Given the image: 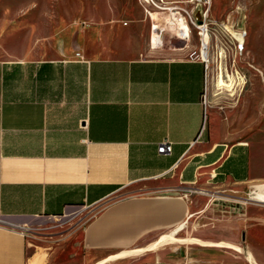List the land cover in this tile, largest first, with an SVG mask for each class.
<instances>
[{
  "label": "crops",
  "instance_id": "crops-1",
  "mask_svg": "<svg viewBox=\"0 0 264 264\" xmlns=\"http://www.w3.org/2000/svg\"><path fill=\"white\" fill-rule=\"evenodd\" d=\"M56 42L0 58V264H106L162 231L183 240L187 192L264 179L253 145L199 132L197 56L90 49L68 27ZM187 238L173 264H246L240 243Z\"/></svg>",
  "mask_w": 264,
  "mask_h": 264
},
{
  "label": "rangeland",
  "instance_id": "rangeland-1",
  "mask_svg": "<svg viewBox=\"0 0 264 264\" xmlns=\"http://www.w3.org/2000/svg\"><path fill=\"white\" fill-rule=\"evenodd\" d=\"M186 7L194 10L191 4ZM144 8L154 12L156 22L163 23L157 9L141 0H0V58L20 54L38 41L51 48L65 27L70 38L82 29L84 44L90 49L106 45L109 51L127 57L159 56L181 47L184 55L192 50L200 53L193 29L186 40L164 30L160 44L151 47L149 36L151 44L156 36L150 34ZM207 13L215 37H210L205 62L203 132L228 142L250 143L264 164V0H210ZM222 27L244 29V39H238V47L243 48L240 54L221 56L226 46L220 37ZM235 72L242 82L231 89L230 73ZM262 182L264 179L220 190L187 192V218L171 230L172 236L183 235V240H172L169 230L162 231L131 250L113 253L105 263L173 264L179 256L178 243L188 241L189 236H201L206 239L201 243L209 241L219 247L224 246L222 242L240 243V251H231L246 264H264V194L254 186ZM224 225L227 228L223 229ZM189 240L198 245L197 239ZM38 257L42 264L43 254ZM38 263L34 259L29 264Z\"/></svg>",
  "mask_w": 264,
  "mask_h": 264
},
{
  "label": "built area",
  "instance_id": "built-area-1",
  "mask_svg": "<svg viewBox=\"0 0 264 264\" xmlns=\"http://www.w3.org/2000/svg\"><path fill=\"white\" fill-rule=\"evenodd\" d=\"M142 3L149 7H154L160 14V19L162 24L156 22L154 12L144 8V11L147 17L150 19L149 27L150 34L153 32L156 36V39L153 44L150 42L149 36V45L151 47L158 46L160 44V35L162 31L166 30L169 33L179 39L186 40L190 33V30L193 29L198 41V47L204 52V58L194 52L195 50L190 51L187 54V57L197 56L204 63L207 60L208 54L210 52L209 40L211 35L215 37V33L212 31L213 23L208 18V6L210 0H141ZM191 4L194 6V10L190 11L187 9L186 5ZM222 35L220 36L223 41L226 43L221 49V56L224 54H240L243 48H238V39H244L245 31L243 28H232L227 29L222 27ZM219 51H216V55L220 54ZM204 113L201 117V122L199 125V132L203 129L204 123ZM170 149L169 142L161 141L156 147L157 153H168Z\"/></svg>",
  "mask_w": 264,
  "mask_h": 264
},
{
  "label": "bare ground",
  "instance_id": "bare-ground-1",
  "mask_svg": "<svg viewBox=\"0 0 264 264\" xmlns=\"http://www.w3.org/2000/svg\"><path fill=\"white\" fill-rule=\"evenodd\" d=\"M153 33V32H152ZM239 48V47H238ZM198 50H199V48H198ZM203 58H204V52L200 49V53H199ZM229 80H230V82H229V86L231 87V89H232V87H233V85L235 84V83H237V82H239V83H241L242 82V77L241 76H239L236 72H235V74H231L230 73V78H229ZM219 81H220V79H219ZM221 82V81H220ZM257 187H259L260 188V191L261 192H263V189H264V186H262V185H257ZM264 194V193H263Z\"/></svg>",
  "mask_w": 264,
  "mask_h": 264
},
{
  "label": "water",
  "instance_id": "water-1",
  "mask_svg": "<svg viewBox=\"0 0 264 264\" xmlns=\"http://www.w3.org/2000/svg\"><path fill=\"white\" fill-rule=\"evenodd\" d=\"M240 237H241V239L243 238V233L242 232L240 233Z\"/></svg>",
  "mask_w": 264,
  "mask_h": 264
}]
</instances>
